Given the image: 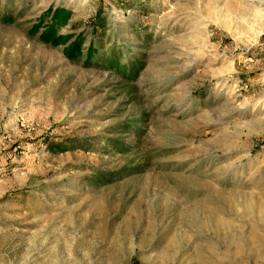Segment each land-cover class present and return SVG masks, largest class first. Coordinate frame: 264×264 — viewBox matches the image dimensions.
Listing matches in <instances>:
<instances>
[{"label": "rangeland", "instance_id": "1", "mask_svg": "<svg viewBox=\"0 0 264 264\" xmlns=\"http://www.w3.org/2000/svg\"><path fill=\"white\" fill-rule=\"evenodd\" d=\"M0 264H264V0H0Z\"/></svg>", "mask_w": 264, "mask_h": 264}, {"label": "trees", "instance_id": "2", "mask_svg": "<svg viewBox=\"0 0 264 264\" xmlns=\"http://www.w3.org/2000/svg\"><path fill=\"white\" fill-rule=\"evenodd\" d=\"M61 147V146H60Z\"/></svg>", "mask_w": 264, "mask_h": 264}]
</instances>
